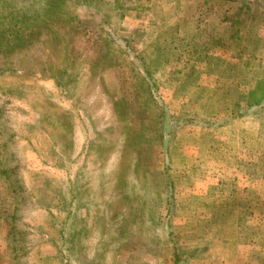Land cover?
Listing matches in <instances>:
<instances>
[{
    "label": "rangeland",
    "instance_id": "obj_1",
    "mask_svg": "<svg viewBox=\"0 0 264 264\" xmlns=\"http://www.w3.org/2000/svg\"><path fill=\"white\" fill-rule=\"evenodd\" d=\"M141 4L0 0V264H172L169 197L178 214L189 195L198 208L205 187L220 197L230 184L225 166L211 162L197 185L189 182L187 169L200 170L189 164L203 159V148L207 163L211 140L233 153L242 137L253 147L243 152L247 163L255 165L261 151L264 168V121L235 118L218 132L189 122L209 118L204 89L216 77L238 83V94L249 87L250 75L229 76L240 71L226 66L238 58L236 47L182 52L187 42L215 48L220 39L156 34L160 23L143 25ZM51 9L52 20L23 26ZM195 88L199 102L186 96ZM171 220L172 241L183 247L189 236Z\"/></svg>",
    "mask_w": 264,
    "mask_h": 264
},
{
    "label": "trees",
    "instance_id": "obj_2",
    "mask_svg": "<svg viewBox=\"0 0 264 264\" xmlns=\"http://www.w3.org/2000/svg\"><path fill=\"white\" fill-rule=\"evenodd\" d=\"M60 4V2H59ZM261 4L264 6V0H261ZM55 7V6H54ZM237 9L242 13H246L248 9L242 3L237 4ZM56 9H51L49 12L51 15L46 18H39V15L35 17L30 16L29 20H26L27 27L34 21L40 20H52V14ZM21 22L24 21L25 17H17ZM19 39H16L18 41ZM253 57V56H249ZM203 91V90H201ZM237 91H241L238 83L225 78L216 77L213 80L212 87L209 89L205 88L204 92H208V114L209 118L205 117H191L189 122L196 124L201 130L210 132L216 131L223 128L226 131V125L235 118H242L246 116H252V120L256 124L262 125L264 121V73H260L258 78H252L251 83L247 89H245L246 96L244 105H241L236 96ZM236 95V96H235ZM244 106V107H243ZM230 109H236L235 113L229 118L222 117V112ZM251 113V114H250ZM202 118V119H199ZM237 132L241 135V127L237 128ZM226 133L227 138L232 136L233 131ZM161 134L159 137L161 138ZM253 140L254 137H248ZM245 150L247 143L240 138L238 143ZM252 149L253 147H249ZM224 152L229 151L228 149H223ZM249 150V149H247ZM260 159H257L255 165L246 163L242 166L243 180L241 181L239 187L235 188L231 183V180H227L230 184L225 188L226 190V205L234 209V219L225 218L220 212L219 207L214 206L210 209H199L195 208L193 205V198L196 196L189 195L188 203L184 208L180 209L177 214L176 206L172 203L169 197L168 207L169 211L174 213L165 217L166 226L168 230V239L171 262L172 264H183L187 259H220L224 250L225 243L230 240L236 241V251L235 258L232 264H264V249H254L250 243L251 239L255 235L264 236V168L258 167L262 162L261 154L259 151ZM257 153V154H258ZM203 159H195L190 162L189 166L200 167L199 171L188 168L187 172L190 174V183L198 179L196 177L204 174V167L206 165L204 158V148L202 150ZM195 164V165H194ZM203 167V171L202 168ZM203 180V179H202ZM182 185H184L182 183ZM190 184L187 183V187ZM212 186L205 192L204 196L206 198H211L212 196ZM195 195V194H194ZM173 220L179 221L182 224L183 236H189L188 242L183 247H180V243L172 241L171 229L175 223ZM237 224H250L251 233L249 235H243L237 232ZM187 236V237H188ZM221 264H225L221 260Z\"/></svg>",
    "mask_w": 264,
    "mask_h": 264
},
{
    "label": "crops",
    "instance_id": "obj_3",
    "mask_svg": "<svg viewBox=\"0 0 264 264\" xmlns=\"http://www.w3.org/2000/svg\"><path fill=\"white\" fill-rule=\"evenodd\" d=\"M142 3L143 25L160 23L156 34L164 31L168 33L170 39H178L179 42L181 41L180 39H186V37L190 39L199 37H203L204 39H220L219 43L221 46L215 48H210L209 45L207 47L203 46L197 48L193 46V42L191 44L187 42V46H184L182 52L197 55L201 54L204 56L217 51L221 53L222 50L228 53L227 47L235 46L238 58H234V56H236L234 55L230 60L232 62L224 65L232 69H240V71H236L234 75L229 76L250 75L249 77L252 79L258 78L260 73H264V6L261 2L253 9L245 6L250 8L246 10V13H242L236 6L231 5L226 2V0H142ZM140 15H142V13H140ZM169 27H171V29H169ZM144 34L147 33L145 32ZM200 62L203 63L204 60L197 61V63ZM193 63L192 61L187 62V64H191L190 66H192ZM250 83L251 81L248 83V86ZM182 90L181 93L185 94L186 89L183 88ZM190 92H192V94L186 95L187 98H191L195 101L199 100L196 88L191 89ZM237 96H241L239 103L244 105L246 96L243 93H239ZM243 119L245 118H240L239 120L242 121ZM246 122L248 121L243 123ZM251 127L255 126L251 125ZM211 142H214L216 148L213 149V153H211L210 157L211 148L208 150L206 158L209 162L207 161L206 164L210 166L211 163L224 165L227 171L226 175H229L233 186L235 188L239 187L244 177L241 169L243 164L246 163L243 157V152H245V150L241 148L233 153H224L220 150V144L217 140H211ZM220 171L225 174L223 168L220 169ZM193 185L197 184L194 182ZM211 185L205 187L202 194H200L201 191L197 189L196 186L193 192H191L196 195L200 194L197 197L198 199L196 198L197 207L211 210L216 206L219 207V211L221 210L220 213H224L226 218L234 219L235 211L233 208L226 205V194H224V192L222 196L218 197L212 190L211 198H206L204 196V193ZM236 230L240 234L249 235L251 233V226L250 224H237ZM250 245L254 249L263 250L264 236H253ZM235 251L236 241L230 240L225 243L221 258L210 261L215 264H220L221 260L226 262V264L233 263Z\"/></svg>",
    "mask_w": 264,
    "mask_h": 264
},
{
    "label": "built area",
    "instance_id": "obj_4",
    "mask_svg": "<svg viewBox=\"0 0 264 264\" xmlns=\"http://www.w3.org/2000/svg\"><path fill=\"white\" fill-rule=\"evenodd\" d=\"M237 1H239L243 5H252L260 0H237Z\"/></svg>",
    "mask_w": 264,
    "mask_h": 264
}]
</instances>
